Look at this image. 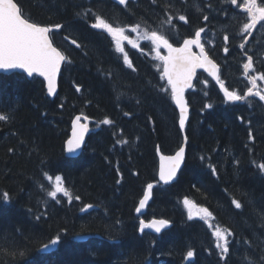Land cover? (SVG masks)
<instances>
[{
	"label": "trees",
	"instance_id": "16d2710c",
	"mask_svg": "<svg viewBox=\"0 0 264 264\" xmlns=\"http://www.w3.org/2000/svg\"><path fill=\"white\" fill-rule=\"evenodd\" d=\"M167 2L171 0L156 4L131 0L121 7L111 0H20L32 20L65 25L56 42L72 62L63 67L54 100L37 77L0 75V105L15 108L11 123L0 122V197L4 192L10 197L9 202L0 200V250L24 253L12 258L0 251V264H224L215 249L213 230L201 219H188L185 197L207 207L215 217L213 225L231 228L237 240L252 241V248L233 241L228 264H242L246 252L259 258L256 237L264 239L258 215L264 212V173L257 165L264 163V103L258 98H250L254 101L251 107L247 102L228 103L216 84L199 73L201 83L195 81L186 95L191 116L185 166L174 184L161 185L160 155H172L183 144L179 113L170 97L159 90L166 86L157 67L161 62L147 43L139 48L126 45L137 69L133 72L124 65L112 38L90 27L94 16H76V12L92 9L115 26L140 23L141 30L154 29L151 23H157V10ZM193 3L205 6L204 0L176 6L189 20L188 24L177 23L174 36L167 33L176 45L203 27L202 15ZM223 28L222 32L232 35L230 55L219 57L217 51L212 58L223 66L220 76L225 86L243 94L248 82L236 55V29ZM63 36L69 40L62 41ZM72 38L84 47L76 48L70 43ZM209 103L211 108L204 107ZM79 114L93 120L94 131L83 153L69 158L65 144ZM105 118L113 124H100ZM249 129L254 141L248 137ZM120 139L128 143H117ZM210 165L216 167L217 175ZM44 173L53 179L62 176L73 196L81 199L69 203L58 196L61 202L53 201L47 196L53 182ZM148 183L155 185L153 198L141 217L135 209ZM233 197L244 202L242 210L231 204ZM85 204L95 207L81 212ZM141 219H167L170 227L158 235L140 233ZM62 229L67 233L52 252L37 251ZM190 249L195 255L186 258Z\"/></svg>",
	"mask_w": 264,
	"mask_h": 264
},
{
	"label": "snow or ice",
	"instance_id": "6c2138e0",
	"mask_svg": "<svg viewBox=\"0 0 264 264\" xmlns=\"http://www.w3.org/2000/svg\"><path fill=\"white\" fill-rule=\"evenodd\" d=\"M117 3L121 6L127 7L129 0H117ZM153 4L158 3V0H152ZM221 5L228 4L230 6H236L241 9L245 14V20L241 23L237 36L240 37L241 42L239 44L240 52L243 56L247 57L246 62L243 63L244 75L251 85L246 91L241 94L236 90H229L225 86L224 81L220 76V66L209 56L205 45L210 44V40L202 42V33L207 35L205 27H199L195 30L194 36L191 38H184L182 44L179 47L174 46L170 42L167 33L169 31L176 32V24L173 22L178 19L185 24L189 23L186 14L181 13L178 9L174 8L171 2H167L163 5L165 17L161 22V26L158 29L145 28L141 33V24L135 23L128 26H115L112 22H109L99 13H95L92 9H85L80 12H76V16L87 18L89 15L94 16V23L90 25L92 29L102 30L106 32L114 41L115 50L123 54V63L133 72L137 71L134 67L132 60L129 59L128 53L125 51L124 41H127L132 48H139V44L136 40L130 39L126 31L130 30L132 33H136L138 38L146 41H150L153 45V51L155 52V59L160 61L158 70L160 71V79L166 80V86H160V92L168 95L170 101L174 103L175 107L179 109L178 115V132L185 133L186 126L188 124V110L189 103L185 99L186 90L194 88V79L197 84L201 83L197 74L198 69H203L211 77H213L216 83L219 85L221 91L224 94V98L228 102H247L251 107L254 101L250 100L251 97L258 98L260 102H264V88L258 86V81H264V73L256 72L254 67V56L249 55L251 49L246 45L249 43L248 38L252 36L253 30L259 25L264 28V0H220ZM192 7L195 8L197 14L202 15L204 21L209 20V15L205 13L204 7L193 3ZM208 9H212L213 5L208 3L206 5ZM171 11L172 14H169ZM227 14V12H225ZM164 26H168L165 28ZM65 28L64 24L56 23L51 25H43L39 22L32 20L30 13H27L20 4V0H0V70L5 72L12 70H22L28 77H43L46 82L47 94L54 96L57 89V76L61 71L62 65L70 64L72 61L65 51L61 50L57 44V36L60 31ZM62 41H68V36L61 37ZM224 48L223 51L227 54L229 52L228 42L229 35L225 33L223 35ZM72 45L76 48H83L84 45L77 42L76 38L70 40ZM166 49L167 54L162 55L161 49ZM198 49L193 51V49ZM143 52V49H141ZM264 56V53H261ZM103 71V70H101ZM250 72H256L255 75H249ZM105 75H111L110 72H106ZM207 84V80L203 81ZM76 91L79 92L80 88L77 87ZM207 96L208 93L204 92ZM63 105H61L62 107ZM264 106V104H262ZM204 107L211 108L212 104H206ZM15 108L10 105H0V122L11 123L15 119ZM125 116L131 115L128 112L124 113ZM88 120V117L76 116L72 121V135L66 141V151L68 153H74L81 148L84 143L85 134L89 131L88 123H81V120ZM243 120V118H240ZM249 124L251 121L248 122ZM103 125H112L113 120L105 118L100 121ZM248 137L254 141L255 137L251 129L248 131ZM188 135H183V143L187 144ZM120 144H127L128 141L120 139L117 141ZM12 151V149H9ZM159 151V146H157ZM185 159V147L183 144L171 156H160V168H159V182L163 184H169L176 177L177 171L180 169L181 164ZM203 160L204 157H201ZM238 164L239 161H236ZM255 163V161H253ZM213 175H217V169L214 165H210ZM258 170L264 173V163L257 165ZM45 178L51 182L53 177L44 173ZM120 181L118 180L117 183ZM155 185L148 183L143 191V196L139 200L136 212L140 213L144 209L149 200L152 198ZM44 188V185H41ZM58 194H62L67 201L71 203L73 200L79 201L81 197L79 195L73 196L68 187L65 186L63 177L60 175L55 176V182L52 190L47 191V196L50 197L56 203H60ZM245 197L247 193H243ZM0 200L3 202H9L10 197L7 192L2 194ZM249 204L253 202L247 201ZM183 204L189 208L188 219H193L192 208H197L195 213L196 217L203 220L208 227L213 229L212 236L215 238V249L218 250L219 259L228 264L230 260V252L233 246V241L236 244L247 245L249 248L253 247L251 240L244 238L243 241L236 239V233L229 227L222 226L220 224L213 225L210 221L215 220L213 213L203 206H197L187 197L184 198ZM231 204L236 210H242L244 202L241 199L233 197ZM95 205L85 204L80 208L81 212H88L93 209ZM255 211V209H254ZM259 226L264 229V212L258 213ZM41 217L37 216L39 220ZM167 219H153L150 222H145L143 219L139 222V231L144 233L145 229L154 230L156 233H160L162 229L169 226ZM19 231V229L17 230ZM67 229H62L54 237L50 238L47 243H43L37 251H45L49 248L55 247L62 242V234H66ZM260 240V255L259 258H253L247 252L242 257V264H264V239L259 236L256 237ZM3 255L15 258L16 256H23L24 253L18 250L2 249ZM195 255L193 250H188L186 258H192Z\"/></svg>",
	"mask_w": 264,
	"mask_h": 264
},
{
	"label": "flooded vegetation",
	"instance_id": "af4514ba",
	"mask_svg": "<svg viewBox=\"0 0 264 264\" xmlns=\"http://www.w3.org/2000/svg\"><path fill=\"white\" fill-rule=\"evenodd\" d=\"M130 1L131 0H129V2ZM174 1L176 2L175 3L176 5L174 7L176 9L177 8L176 6H178L177 5L178 2H180V3L182 2L186 6L190 0H171V3L174 4ZM239 2H240V0H238V3ZM208 3H211L213 5L212 9H208L206 7V5ZM113 5L121 6L115 1H114ZM204 5H205L204 11H205V13H207L209 15V20L208 21L202 20V25H203V27L206 28V31H207V35L202 33V42H204L205 40L211 41L210 44L205 45L206 50L208 51L210 57H212V53L215 54V52L220 51L219 55L216 54V56L225 58V57L230 55V51H231V40L230 39L232 38V35L231 34L229 35V42L227 45L229 47V52L226 54L223 51V48L225 46L224 41H223V35L226 32H222L226 28H223V26L226 25V26H229V27L236 29L235 34H237L239 29H240V26H241V23H238L237 20L240 22H243L246 18L245 14L241 11V9L237 8L236 6H230L228 4L221 5L220 0H204ZM121 7H124V6H121ZM162 11L164 12V9L161 8V6H160L157 10L159 17L157 20H155V21H157L156 25L158 27L161 26V22L165 17V12L162 14ZM225 12H227V14H225ZM169 14H172L171 11ZM173 22L176 24V30L178 29L177 23H179V22L184 23L183 21H179L178 19L174 20ZM222 22H224V24ZM144 23H146V22H144ZM164 27L167 28L168 26H164ZM156 28L157 27L154 26V29H156ZM141 31L143 32L144 30H141ZM169 32L171 35L174 36L175 32H172V31H169ZM193 36L194 35L186 37V38H191ZM236 38H237L236 55L240 56V58H241V60L239 62H241L240 67L244 73L243 63L246 62L247 57L243 56L242 53L240 52V49H239V44L241 42L240 37L236 35ZM248 40H249V43L246 45V47L251 49V51L249 52V55L254 56V61H255L254 67L256 69V72L264 73V56H261V53H264V28H261L258 25L257 28L253 30V34L251 37L248 38ZM170 42H172V41H170ZM182 42L180 44H182ZM180 44L179 45L174 44V45L180 46ZM161 52H164V51L161 49ZM214 61L217 63V61L215 59H214ZM218 65L220 66V74H221L223 71V66H221L220 64H218ZM230 66L232 67L231 64H229V67ZM256 72H250L249 75H255ZM247 82H248V80H247ZM259 83H263V82L258 81V84ZM247 84H248L247 86L249 87L250 84L249 83H247Z\"/></svg>",
	"mask_w": 264,
	"mask_h": 264
},
{
	"label": "water",
	"instance_id": "95a60500",
	"mask_svg": "<svg viewBox=\"0 0 264 264\" xmlns=\"http://www.w3.org/2000/svg\"><path fill=\"white\" fill-rule=\"evenodd\" d=\"M113 1H115V2H117V0H113ZM177 47V46H176ZM179 47V46H178ZM163 49V48H162ZM165 52H166V54H167V51H166V49H163ZM193 51H197L198 52V49H196V48H194L193 49ZM165 54V55H166ZM63 67H64V65H62L61 66V71H60V73L58 74V76H57V89H56V94L54 95V96H49L48 94V97L49 98H51L52 100H54L57 96H58V93H59V83H60V78H61V74H62V71H63ZM199 73H204V74H206L217 86H218V88L220 89V87H219V85L216 83V81H215V79L213 78V77H211L207 72H205L203 69H198L197 70V74H199ZM12 74H24L25 76H27V74L26 73H24L22 70H19V69H17V70H12V71H7V72H5V71H3V70H0V75H12ZM220 74V73H219ZM27 78L28 79H33V78H35V77H28L27 76ZM37 78H39V79H41L43 82H44V84H45V88H46V82L43 80V77H38L37 76ZM193 83H194V85H195V79H194V81H193ZM192 89H189V90H186V92H185V99L187 100V93L189 92V91H191ZM46 91H47V88H46ZM220 91H221V89H220ZM222 92V91H221ZM222 94H223V92H222ZM223 96H224V94H223ZM188 101V100H187ZM228 102V101H227ZM228 103H233V102H228ZM235 103H239V102H235ZM177 110H178V112H179V109L178 108H176ZM78 116V115H77ZM79 116H82V117H87V116H84V115H79ZM190 116H191V109H190V106H189V110H188V122H189V119H190ZM76 117V116H75ZM75 119V118H74ZM73 119V120H74ZM81 123H88V125H89V131L85 134V138H84V143L81 145V148L80 149H78L76 152H74V153H68L67 151H66V144H65V152H66V155H67V157H69V158H77V157H79L82 153H83V151H84V149H85V146H86V144H87V140H88V138H89V136H90V134H91V132H92V128H91V123H92V120L88 117V120H81ZM186 128H187V126H186ZM185 133H186V129H185ZM185 133H183V135L185 134ZM71 135H72V123H71V132H70V137H71ZM69 137V138H70ZM187 144H188V142H187ZM187 144H184L183 143V146L185 147V159H184V161H183V163L181 164V166H180V169L177 171V174H176V177L174 178V180L173 181H171L169 184H163V182H160L161 184H163V185H172V184H174L175 182H176V180H177V178H178V176H179V174H180V172L183 170V168H184V166H185V163H186V159H187ZM174 155V154H173ZM164 156H166V155H164ZM167 156H171V155H167ZM160 163H161V161H159V168H160ZM158 179H159V170H158ZM153 196V195H152ZM151 200H152V198L149 200V202H148V204H147V206L144 208V209H142L141 210V212L140 213H137L139 216H143L145 213H146V211H147V208H148V205H149V203L151 202ZM92 209H90L89 211H91ZM145 221V220H144ZM146 222V221H145ZM169 227V226H168ZM167 227V228H168ZM167 228H164V229H167ZM164 229H162L161 230V232L164 230ZM146 231H149V232H152V233H154V234H160V233H156L154 230H151V229H145ZM54 248L55 247H52V248H49V249H47V250H45V251H42V252H44V253H50V252H52L53 250H54Z\"/></svg>",
	"mask_w": 264,
	"mask_h": 264
},
{
	"label": "rangeland",
	"instance_id": "374dc122",
	"mask_svg": "<svg viewBox=\"0 0 264 264\" xmlns=\"http://www.w3.org/2000/svg\"><path fill=\"white\" fill-rule=\"evenodd\" d=\"M140 31H141V30H140ZM141 33H143V32L141 31ZM126 34L129 35L130 39L136 40L137 43L139 44V46H140L141 43H147V44H149V46H150L151 48H153V45L151 44L150 41H146V40H143V39H141V38H138V36H137L136 33H132V32H130V30H128V31H126ZM126 45L131 46L130 44H128L127 41H124V47H126ZM153 53H154V55H155V52H154V51H153ZM120 54H122V53H120ZM161 54H162V52H161ZM260 88H264V84H263V83H262V87H260ZM52 182H53V186H54L55 178L52 180ZM58 196H62V194H58ZM187 211H188V213H189V208H188V207H187ZM191 211L193 212V218H198V219H200L199 217H196V216H195V213H196V211H197V208H192ZM210 222H211V221H210ZM212 230H213V229H212Z\"/></svg>",
	"mask_w": 264,
	"mask_h": 264
},
{
	"label": "bare ground",
	"instance_id": "6f19581e",
	"mask_svg": "<svg viewBox=\"0 0 264 264\" xmlns=\"http://www.w3.org/2000/svg\"><path fill=\"white\" fill-rule=\"evenodd\" d=\"M146 24H147V23H146ZM151 25H152V26H156V25H154V24H152V23H151ZM158 170H159V168H158Z\"/></svg>",
	"mask_w": 264,
	"mask_h": 264
}]
</instances>
